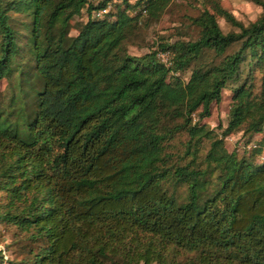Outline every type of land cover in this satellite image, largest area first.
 Returning a JSON list of instances; mask_svg holds the SVG:
<instances>
[{"label": "trees", "instance_id": "16d2710c", "mask_svg": "<svg viewBox=\"0 0 264 264\" xmlns=\"http://www.w3.org/2000/svg\"><path fill=\"white\" fill-rule=\"evenodd\" d=\"M171 1L123 0L95 17L106 1L0 0V80L16 81L0 104V224L26 234L18 264H264V160L254 161L264 141L249 156L222 141L262 132L264 78L259 93L251 79L230 89L220 138L192 122L199 109V121L210 115L246 58L250 72L264 60V0H251L262 13L246 26L219 0H191L203 7L191 19L198 38L159 42L168 65L157 51L123 52ZM218 16L235 31L223 33ZM206 52L220 61L193 68L186 82L173 78ZM180 133L187 149L174 160L167 143ZM178 184L181 203L168 190Z\"/></svg>", "mask_w": 264, "mask_h": 264}, {"label": "rangeland", "instance_id": "374dc122", "mask_svg": "<svg viewBox=\"0 0 264 264\" xmlns=\"http://www.w3.org/2000/svg\"><path fill=\"white\" fill-rule=\"evenodd\" d=\"M106 1L107 6L101 15L105 14L108 10H111L112 14L115 13V6L120 5L123 0H89L92 6H97L99 3ZM136 0H127L129 4H133ZM221 8L229 12L238 22L243 25H248L254 22L262 13V8L251 0H219ZM203 7L200 3L191 0H172L170 5L162 13L157 21H143L134 30L131 36H129L122 43V51L128 53L131 56H144L146 54L156 52V58L160 62L168 65L167 55L158 50L157 44L159 42L173 43L175 41H193L198 38L199 30L192 23L191 19L197 17ZM210 12H213L210 9ZM87 11L84 9L78 17H75L71 21L70 35L75 36L77 28L87 20ZM21 16L13 15L12 22L14 27L19 29ZM217 22L223 33L235 31L224 19L217 17ZM238 45H233L227 53H232L236 50ZM220 61V58H214L211 52H206L202 58L192 64L186 72L176 73L173 78H179L183 81H187L190 72L193 68L202 66L207 67L212 64H216ZM248 58H246L241 66L239 76L235 80H232L228 84V88L222 91L221 99L219 102H213L210 105V115L199 121L198 113L200 109L192 115V122H199L205 125L208 129L212 130L216 137L220 138L222 130L225 128L229 110L232 105V92L230 89L235 86L244 83H248L251 79L253 84L254 93L260 92V86L264 78V60L258 65L253 64L251 72L249 66H247ZM14 84L16 81L11 80ZM11 83L5 79L0 80V104L7 102L10 97ZM248 143L245 144V141ZM188 135L186 133L177 134L167 143V152L174 155V160L177 159V155L183 156L187 149ZM223 145L229 153H234L237 156H249L251 150L256 147L260 142L264 141V127L260 134L252 137H242V132L226 135L222 138ZM209 149V142L203 141L196 165L200 168H205L204 156ZM192 159V156H186L180 164H185ZM264 160V150L259 156L254 158L255 162H261ZM215 175L208 180L214 182ZM169 192H171L175 198V201L181 203L186 198V186L182 184L172 187L169 185ZM212 191V187L208 186L201 194V198L204 199ZM26 234L21 233L15 225L0 224V253L2 258L0 264H18L19 261L24 258L23 254H20L22 246H27L28 243L24 239Z\"/></svg>", "mask_w": 264, "mask_h": 264}, {"label": "built area", "instance_id": "2783aa9c", "mask_svg": "<svg viewBox=\"0 0 264 264\" xmlns=\"http://www.w3.org/2000/svg\"><path fill=\"white\" fill-rule=\"evenodd\" d=\"M103 13V11H99L98 13H97V15H101Z\"/></svg>", "mask_w": 264, "mask_h": 264}]
</instances>
